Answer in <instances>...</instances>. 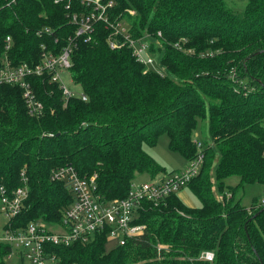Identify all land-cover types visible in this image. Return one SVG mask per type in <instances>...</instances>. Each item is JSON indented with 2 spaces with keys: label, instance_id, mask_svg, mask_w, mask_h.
<instances>
[{
  "label": "trees",
  "instance_id": "obj_1",
  "mask_svg": "<svg viewBox=\"0 0 264 264\" xmlns=\"http://www.w3.org/2000/svg\"><path fill=\"white\" fill-rule=\"evenodd\" d=\"M111 1L106 21L96 19L89 32L76 34L71 15L88 13L92 3L0 0V65L34 66L47 51L58 54L71 43L61 77L86 96L64 100L50 71L33 73L27 80L44 105L37 117L28 113L18 84H0V186L17 187L22 169L28 178L16 222L53 228L60 222L73 195L64 181L49 178L58 166L71 165L80 176L96 173L104 200L126 196L137 174L162 172L144 146L166 133L169 148L187 162L203 155L186 183L199 205H186L177 192L155 205L144 202L136 220L145 224L143 234L111 247L105 230L84 244L51 245L59 264H264V202L243 205L226 186L231 176L236 190L264 185V0ZM117 21L132 38H155L149 51L161 54L160 68L136 60L128 41L108 45ZM200 119L219 155L214 178L212 150L196 145ZM9 250L0 243V264ZM204 250L214 252L212 260L199 257Z\"/></svg>",
  "mask_w": 264,
  "mask_h": 264
},
{
  "label": "built area",
  "instance_id": "obj_2",
  "mask_svg": "<svg viewBox=\"0 0 264 264\" xmlns=\"http://www.w3.org/2000/svg\"><path fill=\"white\" fill-rule=\"evenodd\" d=\"M80 1L92 3V8L88 13L71 15V19L78 25L76 34L89 32L92 29V22L96 19L106 21V8L112 4L111 0L106 3L101 0ZM129 11L132 13V10ZM111 26L113 30L107 36L110 47H119L128 41L136 60L146 66L153 63L149 47L151 40L155 38L151 34L145 33L140 37L132 38L123 23L117 21ZM120 34L122 41L117 37ZM156 34L161 36L160 31ZM88 38L89 35L86 39ZM9 42L10 37L7 36L6 48L9 47ZM70 44L63 46L58 54L47 51L43 60L34 66L25 62L12 65L8 61L0 65V84L3 82L18 84L22 89V96L30 115L38 117L44 111L42 101L37 98L27 80V77L33 73L50 71L51 81L59 83L64 100H68L74 94L83 100L86 99L81 90L76 92L69 89L61 77V72L68 71L70 66ZM174 45L179 47L180 43L175 42ZM202 159V154L197 155L186 168L174 172L165 179L155 178L139 184L132 182L126 196L114 200H104L96 191V173L80 176L71 165L53 168L49 178L64 181L73 195L72 202L63 209L61 220L55 228L34 220L24 224L16 222L28 196V178L22 169L21 183L17 187L8 192L3 185L0 186V216L2 218L0 219V243L9 245L10 250L7 256L9 257L15 251L20 257L21 264H59L58 256L51 251V245L84 244L103 230L108 236L107 242L112 243V246L124 244L128 238L138 237L145 230L144 223L136 222L143 203L152 202L155 205L160 198L176 192L198 172ZM160 247L158 246L159 249ZM213 256V251L204 250L199 257L210 261Z\"/></svg>",
  "mask_w": 264,
  "mask_h": 264
},
{
  "label": "rangeland",
  "instance_id": "obj_3",
  "mask_svg": "<svg viewBox=\"0 0 264 264\" xmlns=\"http://www.w3.org/2000/svg\"><path fill=\"white\" fill-rule=\"evenodd\" d=\"M151 56L153 58V64L151 67L160 68V57L161 54L158 53H151ZM62 79L64 84L71 90H74L76 92H79L81 89L78 84H75L71 81L70 77L66 74L62 75ZM195 139L197 141L196 145L198 150L201 149V145L209 146L210 149L213 152V156L210 162V175L211 178H214V170L216 167V163L218 160V151H216L214 142L211 138V135L209 133L208 125L206 124V120H199L197 122V126L195 128ZM145 150L153 157V159L161 166L163 167L162 172L157 174L156 176H151L148 173H141L137 174L134 178V183L139 184L141 182H149L153 179H160V178H168L171 176L174 172H177L179 170H182L186 168L190 161L187 162L182 155L177 152L173 151L169 148L168 145V136L166 133H160L157 137L156 143L153 146H144ZM206 160L209 161V155L211 152H206ZM203 160V159H202ZM202 165V161H201ZM200 165V167H201ZM208 165L204 166L207 168ZM205 168V169H206ZM213 188H216L215 180L212 179ZM237 183V178L235 176H231L226 180V186L229 190L233 189L236 191V195L239 196L240 202L243 205H250L252 201H263L264 200V185H261L260 183H248L245 184L244 187L240 190L234 189L232 186ZM178 196L181 198V200L188 206H198L199 200L196 198V196L193 194L191 189L187 186V184L181 186L179 189L176 190ZM215 196L219 197V194L214 190ZM264 202V201H263ZM0 219L1 216H0ZM47 225H51V222L47 223ZM106 246L111 247L112 243L106 242ZM4 261L6 264H21L20 257L18 254L14 251L9 257H4Z\"/></svg>",
  "mask_w": 264,
  "mask_h": 264
},
{
  "label": "water",
  "instance_id": "obj_4",
  "mask_svg": "<svg viewBox=\"0 0 264 264\" xmlns=\"http://www.w3.org/2000/svg\"><path fill=\"white\" fill-rule=\"evenodd\" d=\"M258 52H260V50H259V51H257V52H255V53H258Z\"/></svg>",
  "mask_w": 264,
  "mask_h": 264
},
{
  "label": "crops",
  "instance_id": "obj_5",
  "mask_svg": "<svg viewBox=\"0 0 264 264\" xmlns=\"http://www.w3.org/2000/svg\"><path fill=\"white\" fill-rule=\"evenodd\" d=\"M178 195V194H177Z\"/></svg>",
  "mask_w": 264,
  "mask_h": 264
}]
</instances>
